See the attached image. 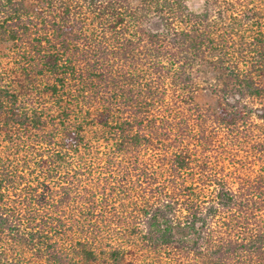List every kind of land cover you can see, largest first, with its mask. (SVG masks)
I'll list each match as a JSON object with an SVG mask.
<instances>
[{"label":"trees","instance_id":"obj_1","mask_svg":"<svg viewBox=\"0 0 264 264\" xmlns=\"http://www.w3.org/2000/svg\"><path fill=\"white\" fill-rule=\"evenodd\" d=\"M0 13V264H264V0Z\"/></svg>","mask_w":264,"mask_h":264},{"label":"rangeland","instance_id":"obj_2","mask_svg":"<svg viewBox=\"0 0 264 264\" xmlns=\"http://www.w3.org/2000/svg\"><path fill=\"white\" fill-rule=\"evenodd\" d=\"M5 1V0H3ZM0 17L2 14L0 13ZM15 43L14 42H5L0 44V81L1 83L9 82L10 76L8 75L9 69H11L12 63L15 64V52L14 49Z\"/></svg>","mask_w":264,"mask_h":264}]
</instances>
